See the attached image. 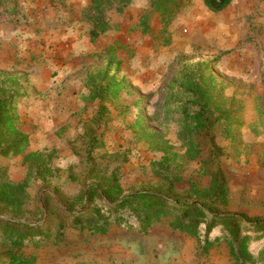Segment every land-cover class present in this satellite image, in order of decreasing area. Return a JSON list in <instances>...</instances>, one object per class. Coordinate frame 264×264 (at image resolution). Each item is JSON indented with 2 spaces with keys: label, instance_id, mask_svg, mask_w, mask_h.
Listing matches in <instances>:
<instances>
[{
  "label": "rangeland",
  "instance_id": "1",
  "mask_svg": "<svg viewBox=\"0 0 264 264\" xmlns=\"http://www.w3.org/2000/svg\"><path fill=\"white\" fill-rule=\"evenodd\" d=\"M180 3L166 25L152 0H0V81L20 78L21 97L12 103L30 135L27 153L52 158L51 174L30 180L23 217L0 208L1 218L40 227L41 234L15 249L34 264H234L223 225L208 231L206 220L192 236L172 228L170 216L144 231L131 210L112 209L118 202L99 196L90 206L84 194L111 175L123 196L165 195L172 184L170 201L192 202L184 199L192 186L208 188L220 173L228 199L212 207L221 215L264 220V0L235 5L234 27L225 32L200 25L209 13L202 0ZM113 59L112 72L124 85L118 99L105 102L97 123L101 102L84 100L87 80ZM200 70L215 76L231 119L197 135L199 154L190 159L178 134L180 95H172L171 84ZM47 76L57 77L52 92L36 88ZM142 127L153 135L144 136ZM94 165L100 179L90 176ZM0 170L20 182L28 166L23 155H0ZM88 208L109 217L107 233L74 227V216ZM241 228L256 264H264V231L245 222ZM2 241L0 228V264H8L11 246Z\"/></svg>",
  "mask_w": 264,
  "mask_h": 264
},
{
  "label": "trees",
  "instance_id": "2",
  "mask_svg": "<svg viewBox=\"0 0 264 264\" xmlns=\"http://www.w3.org/2000/svg\"><path fill=\"white\" fill-rule=\"evenodd\" d=\"M119 1L125 4L130 2V0ZM152 1L155 9L162 15L164 23L166 25L172 23L179 13L181 0ZM232 1L203 0L205 6L216 13L225 10ZM92 35L93 40L98 37L99 32L97 29H93ZM114 63L115 59L103 70L92 73L87 80L89 93L84 96V100L87 102L99 100L101 102L93 119L97 123L107 110L105 102L118 99L123 89V81L119 80L117 75L112 72ZM198 68L201 67L198 66ZM181 77L171 84L173 86L172 95H180L176 101L182 112V118L178 120L180 125L178 134L187 146V157L195 159L199 154L195 137L208 134L212 126L221 119L230 122L231 114L224 108L223 100L217 97L218 82L213 73L205 74L200 70L197 75L186 72ZM174 84L178 89L174 87ZM11 87H14V89L11 90ZM21 87L22 82L17 76L6 77L0 81V155L4 157L23 155L24 163L28 166L27 176L20 182H12L6 179L5 171L0 170V208L10 212L17 219L24 216V206L29 196L28 188L31 178L36 176L45 180L51 174L48 166L52 159L46 152L27 153L30 145V135L21 128L17 107L12 103L13 100L21 97ZM170 102L171 99L168 97L166 106ZM231 128L232 124L229 123L227 130L229 131ZM142 130L144 136L146 134L153 135L151 131L143 127ZM97 172L99 173L95 170V165L92 166L90 176L94 179H100ZM171 186L169 192L165 195L152 191H137L131 195L123 196L117 177L111 175L91 184L83 198L88 197L90 206L93 200L99 196L110 203L118 202L112 209L116 212L123 209L131 210L139 219L144 231H147L162 218L170 216L173 217L170 223L172 228L192 236H198V228L206 220L208 231H211L217 225H223L228 232L227 243L234 264L257 263L255 256L249 251L250 236L242 234L241 223H248L264 231V220L249 221L245 216L221 215L219 209L212 207L215 203L226 204L228 199L227 183L220 173L213 175L208 188H199L197 185L192 186L184 198L187 201L194 200L192 202H182V199L179 198L174 202L170 201L169 196L174 194L173 185L171 184ZM92 211L94 209L88 208L87 211L75 215L73 218L74 227L89 229L96 234L107 233L111 224L109 217H96L100 214V210L96 209V215L89 214ZM208 212L213 213L209 221ZM0 228L3 231L2 244L11 246L8 249L11 254L8 264H34L33 257L21 255L18 250L25 245L28 238L41 234L40 227L0 217ZM61 228H63L62 225ZM61 228H58V230L60 231ZM208 245L211 246L210 243H206L204 248ZM16 248H18L17 251H15Z\"/></svg>",
  "mask_w": 264,
  "mask_h": 264
},
{
  "label": "crops",
  "instance_id": "3",
  "mask_svg": "<svg viewBox=\"0 0 264 264\" xmlns=\"http://www.w3.org/2000/svg\"><path fill=\"white\" fill-rule=\"evenodd\" d=\"M247 2L248 0H233L232 3L225 10H223L222 12H217V13L208 9L209 11L207 12L209 13L206 14L205 12L204 15L201 17V19L199 18V23L200 25L212 23V26H211L212 30L219 29L225 32L229 29H233L234 23H235V19L233 17V12L235 10L234 6L237 4L246 6ZM206 16L207 18H205ZM208 19H209V22H207ZM55 78L57 77L47 76V81H44L43 79H37L36 88L44 92L50 89V91L52 92L53 91L52 87H55L56 89L58 86V81L55 80Z\"/></svg>",
  "mask_w": 264,
  "mask_h": 264
}]
</instances>
